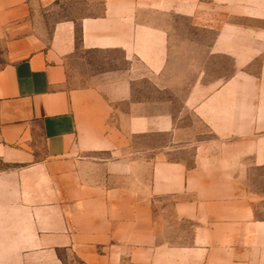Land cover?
I'll return each instance as SVG.
<instances>
[{"label":"crops","instance_id":"crops-1","mask_svg":"<svg viewBox=\"0 0 264 264\" xmlns=\"http://www.w3.org/2000/svg\"><path fill=\"white\" fill-rule=\"evenodd\" d=\"M260 206L264 0H0V264H264Z\"/></svg>","mask_w":264,"mask_h":264},{"label":"rangeland","instance_id":"rangeland-1","mask_svg":"<svg viewBox=\"0 0 264 264\" xmlns=\"http://www.w3.org/2000/svg\"><path fill=\"white\" fill-rule=\"evenodd\" d=\"M257 184V182H256ZM257 217L262 218L264 217V207L262 208V206H260V208L258 209L257 212ZM63 264H75L74 262H71L68 260V258H66L65 256H63ZM38 264V263H37ZM39 264H55L53 262V260L47 258L45 261L41 260V262H39Z\"/></svg>","mask_w":264,"mask_h":264}]
</instances>
